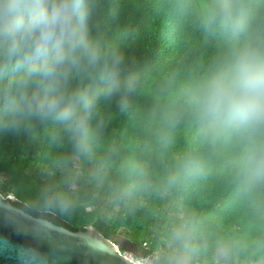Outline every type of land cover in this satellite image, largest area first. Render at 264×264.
Wrapping results in <instances>:
<instances>
[{
    "label": "trees",
    "instance_id": "trees-1",
    "mask_svg": "<svg viewBox=\"0 0 264 264\" xmlns=\"http://www.w3.org/2000/svg\"><path fill=\"white\" fill-rule=\"evenodd\" d=\"M207 3L193 0L190 14L181 15L175 0H98L89 30L123 54L121 78L135 84L128 107L120 109L119 95L98 97L92 125L101 124V135L90 155L75 153L62 134L54 138L56 126L50 121L37 122L29 131L0 133V194L12 195L11 204L24 212L71 231L93 226L106 239L122 235L138 249L147 243L151 251L166 246L175 224L193 218L197 235L210 244L235 238L247 245L234 264L264 262L258 246L264 222L253 219L231 177V162L242 144L228 137L214 145L205 142L187 114L171 130V141L165 139V114L184 108L185 96L224 48L222 36L200 27L198 13ZM77 83L73 80V87ZM109 149L113 154L100 171L98 161ZM189 156L197 160V170L182 167ZM136 163L144 166L147 179L127 191L136 179ZM170 175L176 176L172 185ZM46 190L67 194L70 209L45 210ZM104 199L110 204L100 212Z\"/></svg>",
    "mask_w": 264,
    "mask_h": 264
},
{
    "label": "clouds",
    "instance_id": "clouds-1",
    "mask_svg": "<svg viewBox=\"0 0 264 264\" xmlns=\"http://www.w3.org/2000/svg\"><path fill=\"white\" fill-rule=\"evenodd\" d=\"M97 3L0 0V133L29 131L37 122L50 121L56 126L54 138L62 134L75 153L90 155L101 135V124L92 125L98 97L119 95L120 109L128 107L135 84L132 78H121L123 54L89 30ZM174 7L188 15L195 5L193 0H175ZM198 19L206 34L223 37L224 48L185 96L184 108L165 114V139L171 141V130L187 114L205 142L214 145L228 137L241 143L231 177L253 219L264 222V2L208 0ZM112 154L109 149L98 161L100 171ZM182 167L194 171L199 166L189 156ZM132 172L136 179L127 191L147 179L140 163L132 165ZM175 182L170 175L167 183ZM43 206L67 212L71 201L63 192L46 190ZM258 246L264 249V241ZM246 247L235 238L210 244L197 235L194 219L185 218L170 229L155 264H234ZM20 256L25 259L29 253L22 250Z\"/></svg>",
    "mask_w": 264,
    "mask_h": 264
},
{
    "label": "water",
    "instance_id": "water-1",
    "mask_svg": "<svg viewBox=\"0 0 264 264\" xmlns=\"http://www.w3.org/2000/svg\"><path fill=\"white\" fill-rule=\"evenodd\" d=\"M0 194V264H134L121 252L138 254V246L124 238L115 243L93 226L71 231L34 217ZM29 253L22 259L21 251Z\"/></svg>",
    "mask_w": 264,
    "mask_h": 264
},
{
    "label": "built area",
    "instance_id": "built-area-1",
    "mask_svg": "<svg viewBox=\"0 0 264 264\" xmlns=\"http://www.w3.org/2000/svg\"><path fill=\"white\" fill-rule=\"evenodd\" d=\"M138 254L121 252L124 257L131 260L134 264H155L156 257L161 249L151 251L149 245L144 243Z\"/></svg>",
    "mask_w": 264,
    "mask_h": 264
},
{
    "label": "rangeland",
    "instance_id": "rangeland-1",
    "mask_svg": "<svg viewBox=\"0 0 264 264\" xmlns=\"http://www.w3.org/2000/svg\"><path fill=\"white\" fill-rule=\"evenodd\" d=\"M76 174H80V172L78 171V172H76ZM71 185L73 186V187H76V183L75 182H71ZM10 197L12 196V195H9ZM8 196V197H9ZM110 204V200H105L104 199V202L102 203V206L104 205V207H102L101 208V210H100V212H102L104 209H105V206H107V205H109ZM117 206H115V207H113V210L109 213V215H113V213L117 210ZM94 210V207H87L86 208V211L87 212H89V211H93ZM122 235H116V236H112L111 237V240L113 241V242H115V243H117V242H119L122 238ZM237 264V263H236ZM258 264H264V262H260V263H258Z\"/></svg>",
    "mask_w": 264,
    "mask_h": 264
}]
</instances>
